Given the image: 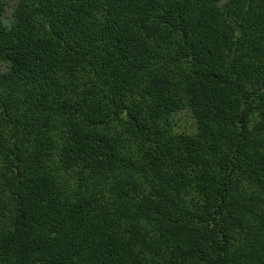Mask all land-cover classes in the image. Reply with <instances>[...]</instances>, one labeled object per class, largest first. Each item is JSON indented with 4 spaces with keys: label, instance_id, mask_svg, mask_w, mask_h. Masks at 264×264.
Wrapping results in <instances>:
<instances>
[{
    "label": "trees",
    "instance_id": "1",
    "mask_svg": "<svg viewBox=\"0 0 264 264\" xmlns=\"http://www.w3.org/2000/svg\"><path fill=\"white\" fill-rule=\"evenodd\" d=\"M0 264H264V0H0Z\"/></svg>",
    "mask_w": 264,
    "mask_h": 264
},
{
    "label": "rangeland",
    "instance_id": "2",
    "mask_svg": "<svg viewBox=\"0 0 264 264\" xmlns=\"http://www.w3.org/2000/svg\"><path fill=\"white\" fill-rule=\"evenodd\" d=\"M180 117H181V119H183L185 121V123H188V125H186V126L189 127L190 126L189 125V122L191 123V119H190L189 115H187V114H181Z\"/></svg>",
    "mask_w": 264,
    "mask_h": 264
}]
</instances>
